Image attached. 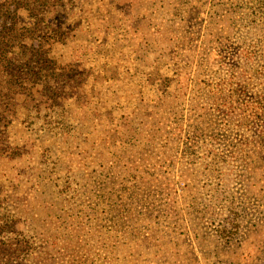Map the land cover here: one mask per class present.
Masks as SVG:
<instances>
[{"label":"rangeland","instance_id":"rangeland-1","mask_svg":"<svg viewBox=\"0 0 264 264\" xmlns=\"http://www.w3.org/2000/svg\"><path fill=\"white\" fill-rule=\"evenodd\" d=\"M56 1L58 97L19 85L0 123L30 263L264 264V0Z\"/></svg>","mask_w":264,"mask_h":264},{"label":"trees","instance_id":"trees-1","mask_svg":"<svg viewBox=\"0 0 264 264\" xmlns=\"http://www.w3.org/2000/svg\"><path fill=\"white\" fill-rule=\"evenodd\" d=\"M45 1L0 0V123L8 120L3 111L8 109L10 103L21 104L18 100H12L16 94H20L19 85L23 89L39 87L49 92L50 97H58L55 93H59L61 87L58 77L59 65L50 50L53 46L65 43L66 22L60 20L59 25L47 24L46 28H41L43 24L39 21L44 19V14L38 9L44 8L41 6L45 5ZM60 1L62 0H57L56 3ZM22 14L31 16L35 22L30 25H20L18 16ZM28 41L35 42L36 47L28 45ZM64 77L66 78V72ZM247 101L251 105L247 109L252 112L254 109H261L264 106V88H260L255 94H249ZM247 130L249 143L252 126ZM228 172V169L221 171V176H226ZM219 187L220 191L226 193L228 181L223 179L219 182ZM230 210L229 216L232 215L235 226H237L235 213L231 206ZM11 220L14 221V217L0 212V264H31L30 256L33 245L26 235L17 232ZM222 226L219 227L217 223L214 238L218 239L224 233H227L229 237L235 235ZM9 233L14 235L8 237Z\"/></svg>","mask_w":264,"mask_h":264}]
</instances>
